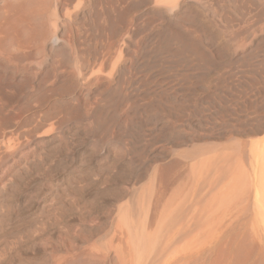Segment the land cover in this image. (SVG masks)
<instances>
[{
	"label": "bare ground",
	"instance_id": "6f19581e",
	"mask_svg": "<svg viewBox=\"0 0 264 264\" xmlns=\"http://www.w3.org/2000/svg\"><path fill=\"white\" fill-rule=\"evenodd\" d=\"M73 1L0 0V124L57 129L0 180V264H264V139L193 143L261 130L264 0Z\"/></svg>",
	"mask_w": 264,
	"mask_h": 264
},
{
	"label": "rangeland",
	"instance_id": "374dc122",
	"mask_svg": "<svg viewBox=\"0 0 264 264\" xmlns=\"http://www.w3.org/2000/svg\"><path fill=\"white\" fill-rule=\"evenodd\" d=\"M74 2V3H73ZM72 3V6L75 8L76 5H77V0L73 1ZM76 4V5H75ZM68 26L67 27V33L69 35H72L73 34V29L72 27ZM69 28V29H68ZM72 31H71V30ZM71 31V32H70ZM96 62V63H95ZM98 62L99 61H95V60H89L87 61V65L85 67V70L82 69L83 67L82 66H85L84 62H82V72L84 75H86L88 72V74L85 76L84 78V81H83V78H82V82L84 83L85 80H89L91 79L92 76H96L95 79H93L94 77H92L91 81L89 82H93V81H100L102 80L104 77L103 75L105 74L104 71H102L99 67H98ZM24 63V64H23ZM22 64H18V65H13L12 67H14L18 73L21 74V76L23 75V77L26 78V82H27V88L24 89V91H22L19 95V98H17L16 100H14L13 102L10 103V105L3 111L4 115H7V116H10L14 121H17L18 119H20L23 115H24V112L23 110L21 109V107H19V105H21V102H22V99L27 97L26 95H28V90L35 85V80H36V71H41L43 69V67L41 66H38L37 64H35V62H23ZM29 63V64H28ZM32 65H31V64ZM34 63V64H33ZM92 63V64H91ZM27 64V65H26ZM89 64V65H88ZM96 64V65H95ZM36 65V66H35ZM91 65V66H90ZM94 65H95V68H94ZM17 66V67H16ZM30 66V67H28ZM71 66V67H70ZM69 67H67V71L70 72V71H73L74 70V66L73 65H70ZM88 66V67H87ZM31 67H34L36 69L31 68ZM30 68V69H29ZM38 69V70H37ZM88 71H87V70ZM29 70V71H28ZM84 70V71H83ZM91 70V71H90ZM98 70V71H97ZM35 71V72H34ZM87 71V73H86ZM91 72V73H90ZM104 72V73H103ZM32 73H33V76H32ZM86 73V74H85ZM103 73V74H101ZM82 74V75H83ZM215 74V73H214ZM213 74V75H214ZM102 75V76H100ZM83 77V76H82ZM89 77V78H88ZM101 77V78H100ZM103 77V78H102ZM33 79V80H32ZM28 80V81H27ZM50 81L52 82L53 79H49L47 80V83H50ZM88 83V82H87ZM95 96V95H94ZM20 100V101H19ZM15 108V109H14ZM14 110V111H13ZM19 110V111H18ZM264 110V108H263ZM13 111V112H12ZM10 112V113H9ZM16 113V114H14ZM18 113V114H17ZM10 114V115H9ZM13 115V116H12ZM20 115V116H19ZM263 121V122H262ZM261 121L262 124H260V131H257V129L255 128V130H251V131H246L244 133H235L233 132L232 130H230V128H224L221 132V134L218 136V137H215L214 135L211 136L210 135H205L203 137L202 140L200 141H196V142H193V143H199L201 142L202 143H206L210 142V140L212 141H217V142H225L226 140H233V137H237L238 139L245 141V143L248 145H251V144H254V145H257V146H260L262 145L263 143V139H264V119ZM38 123V126L37 128H34L33 126L37 125L36 122L35 123H32L31 125H28V126H24V127H21L20 129L17 128L15 125H13L12 123H5V124H0V180L3 181V179L5 180L6 178L9 177V174L11 173V171L13 170V168H15L16 166L20 165V160L22 161V159L28 157L33 149L36 148L37 145H39L43 139L50 135L51 132H55V126L52 125L53 123V120H50V121H37ZM42 123V124H41ZM46 124V125H45ZM42 125V126H41ZM40 128V129H39ZM14 129L16 130L15 133H14ZM19 129V130H18ZM21 130V131H20ZM25 131V132H24ZM57 131V129H56ZM230 131V133H229ZM11 132V133H10ZM24 133V134H22ZM20 134V137L18 136ZM24 137V138H23ZM12 139V140H11ZM20 139V140H19ZM15 140V141H13ZM7 143V144H6ZM12 144L10 147H9V144ZM14 143V144H13ZM200 144V143H199ZM230 144H232V141H230ZM260 144V145H259ZM160 145V146H159ZM156 146V147H155ZM35 147V148H34ZM153 148L161 151L162 149H164L165 152H171L172 154H174L175 152H173V146L171 145V143L164 139V140H161L157 143H155V145H153ZM170 149V151H169ZM181 152V150L183 149V147L181 146V148L179 147L178 148ZM177 153H179V151H176V155ZM24 155V156H23ZM147 155V158H148V167L150 168V170H152L157 164L159 163H164L165 161H167L171 155L168 154L167 156H162V155H156V153H153L151 151V149L149 151H147L146 153ZM153 162V163H152ZM155 164V165H153ZM11 165H14V166H11ZM154 167H153V166ZM7 173V174H6ZM3 175V176H2ZM8 176V177H7ZM6 177V178H5ZM43 181V183L45 181L44 178L41 179ZM1 181H0V184H1ZM40 181V180H39ZM40 183H42L40 181ZM140 184L141 183H138L136 185H134L133 187V191L134 192H140ZM124 199V200H123ZM121 200H119L118 202L113 203L111 206H116V205H120V208L122 211H124L126 208H127V205L125 204V201L127 198H123ZM124 214H122L123 216ZM80 221H76L77 224H71L73 225V228L72 226H70V233L71 234H74L71 235L72 238L70 237H64L61 235V239H63L64 241H66L67 243H70L72 242L71 244L74 245L75 247L79 246V245H84L85 242L83 243L82 240H76V236L77 235H80L81 233V229H80V226L81 224H79ZM90 223H92L93 221L90 220L89 221ZM75 226V227H74ZM74 229V230H73ZM79 229V230H78ZM259 232L260 235H261V242L264 243V229L262 228H259ZM69 239H72L71 240H68ZM76 240V241H75ZM77 241H81L80 243L81 244H77Z\"/></svg>",
	"mask_w": 264,
	"mask_h": 264
}]
</instances>
